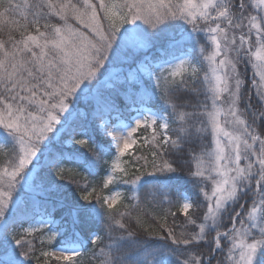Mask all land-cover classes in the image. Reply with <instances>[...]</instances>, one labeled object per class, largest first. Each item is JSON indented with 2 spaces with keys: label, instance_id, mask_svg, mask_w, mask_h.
Wrapping results in <instances>:
<instances>
[{
  "label": "snow or ice",
  "instance_id": "snow-or-ice-1",
  "mask_svg": "<svg viewBox=\"0 0 264 264\" xmlns=\"http://www.w3.org/2000/svg\"><path fill=\"white\" fill-rule=\"evenodd\" d=\"M0 264H264V0H0Z\"/></svg>",
  "mask_w": 264,
  "mask_h": 264
}]
</instances>
